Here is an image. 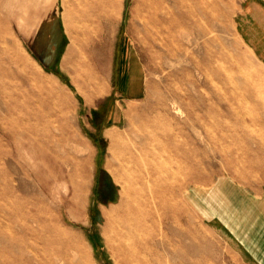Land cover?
<instances>
[{
	"label": "rangeland",
	"instance_id": "obj_1",
	"mask_svg": "<svg viewBox=\"0 0 264 264\" xmlns=\"http://www.w3.org/2000/svg\"><path fill=\"white\" fill-rule=\"evenodd\" d=\"M247 1L0 0V264H124L109 223L121 186L144 188L138 264H255L187 200L224 180L264 194ZM102 3L119 4L117 23L93 31ZM119 35L142 68L138 98L98 95Z\"/></svg>",
	"mask_w": 264,
	"mask_h": 264
},
{
	"label": "crops",
	"instance_id": "obj_2",
	"mask_svg": "<svg viewBox=\"0 0 264 264\" xmlns=\"http://www.w3.org/2000/svg\"><path fill=\"white\" fill-rule=\"evenodd\" d=\"M118 5L116 3L112 10H107L102 3L99 8L91 9L95 14L93 24L88 27L94 31L95 26L101 25V21L107 18L108 13L109 18H112L110 22L116 24ZM237 25L242 40L249 45L257 61L264 64V5L256 0H248ZM61 37V33L54 36L52 55H55L52 60L58 55L56 49ZM105 57V64L109 68L106 69V76L104 75L103 79L112 81V84L106 88V92L98 95L119 96L125 99L143 96L142 68L130 53L124 36L119 35L115 39L108 56ZM110 119L111 116L107 117V120ZM187 195V200L197 209L199 217L204 222L223 227L249 260L255 264H264V194L249 195L237 184L224 180L206 187L194 188L188 191ZM224 213L227 216L238 217L234 222L228 223L233 230L221 217Z\"/></svg>",
	"mask_w": 264,
	"mask_h": 264
},
{
	"label": "bare ground",
	"instance_id": "obj_3",
	"mask_svg": "<svg viewBox=\"0 0 264 264\" xmlns=\"http://www.w3.org/2000/svg\"><path fill=\"white\" fill-rule=\"evenodd\" d=\"M155 1L158 5L162 3L163 0ZM126 181L129 182V184L135 183L136 178L127 175ZM143 191L144 188L141 186L135 191H132L129 186L125 188L121 186L119 188L118 203L116 206L111 207L112 213L114 214L110 215L109 223H111L115 229V240L117 242L115 252L124 255V264H138L144 262L142 255L143 251L141 247L138 246V239L134 237L136 228L143 223V214L139 209L145 205V202H143L144 199L140 198L144 195Z\"/></svg>",
	"mask_w": 264,
	"mask_h": 264
}]
</instances>
